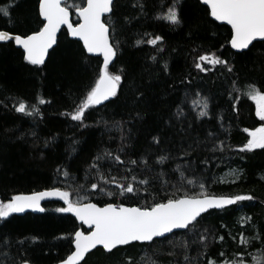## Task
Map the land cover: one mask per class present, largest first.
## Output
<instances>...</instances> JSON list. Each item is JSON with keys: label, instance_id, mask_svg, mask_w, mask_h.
<instances>
[{"label": "trees", "instance_id": "trees-1", "mask_svg": "<svg viewBox=\"0 0 264 264\" xmlns=\"http://www.w3.org/2000/svg\"><path fill=\"white\" fill-rule=\"evenodd\" d=\"M135 2L114 1L111 21L115 32L111 35L113 41H119V52L110 70L123 69L122 91L106 106L86 112L88 127L77 126L78 122L62 113L71 111L94 86L102 57L87 54L66 30L43 66L28 64L23 51L12 42L0 45V200L7 202L14 195L52 188L72 192L74 200L79 190L83 197L98 179L96 170H89L90 164L105 151L119 155L127 168L133 169L128 172L125 165L103 158L100 170L106 176L121 179L127 175L129 182L132 175L149 178L153 194L161 190L159 173L169 182L163 190L173 191L170 185L179 187L180 174L174 170L181 165L187 188L191 186L186 180L194 179L203 181L209 193L217 196L252 195L255 199L209 211L200 219L195 234L181 231L152 246H128L111 255L95 250L87 256L86 264H125L128 257L133 264H185L184 243L190 245V257H199L197 264H206L203 253L216 264L235 259L233 253H243L245 264H257V257L264 264L260 240L246 247L238 243L241 232L245 237L264 238V149L238 151L249 138L243 129L264 124L255 114L254 101L242 95L252 83L264 91V41L254 42L243 52L232 50L230 28L214 22L197 0H184L185 23L179 28L155 19L161 14L159 5L173 0H141L143 12L132 6ZM13 3L12 23L0 15V30L24 35L42 27L39 0H0V7ZM68 3L79 5L81 0ZM72 20L75 23L77 18ZM146 34L162 35L164 42L158 48L163 51L147 44L137 46L138 39L148 38ZM206 53L228 60L233 72L219 65L206 73L197 70L194 58ZM197 94L208 97V117L200 118L189 103ZM38 96L51 101L40 105L41 115L26 116L14 110L13 104L19 100L32 104ZM233 96L238 99L233 101ZM178 107L184 115L177 116ZM153 137L159 138L158 145ZM214 140L225 141L230 150L211 152ZM185 150L190 154L185 156ZM161 155L168 156L164 164L158 163ZM129 160H136L137 165L128 164ZM57 169H66L69 177ZM233 169L240 171L239 178L224 180V174ZM107 187L113 190L115 185ZM144 199L152 202L146 195ZM144 199L92 196V202L101 205L113 201L143 204ZM66 206L64 201L48 203L40 215L12 214L0 221V264H57L66 258L73 249L69 242L72 234L81 228L72 213L57 211ZM241 217H251L250 223L242 226ZM200 234L209 236L207 248L193 243ZM173 251L175 256L169 255ZM221 251L224 257H220Z\"/></svg>", "mask_w": 264, "mask_h": 264}, {"label": "snow or ice", "instance_id": "snow-or-ice-1", "mask_svg": "<svg viewBox=\"0 0 264 264\" xmlns=\"http://www.w3.org/2000/svg\"><path fill=\"white\" fill-rule=\"evenodd\" d=\"M184 0H173L172 3H162L159 5L161 14L155 16L158 21L166 22L168 26L179 28L183 26L184 19L182 17V6ZM197 4L201 5L205 14L214 22H220L230 26V35L228 44L237 52H243L249 49L255 41H264V0H197ZM141 12L144 11V5L141 0H136L132 5ZM10 7H0V15L7 18L8 23H12ZM78 17L74 23L72 20L73 12ZM114 0H81L79 5L69 4L68 0H39L38 12L42 19V27L31 34H16L7 30H0V45H6L12 42L23 50V59L33 66L45 65L49 50L57 44V34L62 27L66 28L68 34L78 38L83 42V48L87 54H98L102 56V66L99 67L97 79L93 87H91L84 97L75 105L71 111L62 113L71 121L78 122L79 127H88L85 123L86 112L95 109L97 106L105 105V102H111L122 91V82L124 80L123 69L118 72L110 70V66L114 67V61L119 52V41H113L112 33L115 32V24L111 21L114 15ZM147 39H138L136 45H151L158 51H163L162 45L164 37L162 35L146 34ZM153 61L156 56L151 57ZM195 68L200 72H209L215 69L217 65L226 69L228 73L233 72V66L228 60L221 58L216 53H206L194 58ZM165 69L167 65L165 64ZM243 96L251 99L255 103V114L260 121H264V91L254 83L248 84L247 89L242 93ZM238 98L233 96L232 100ZM50 100H46L42 96H38L35 103L29 104L23 100H19L13 104V108L17 113L26 116L41 115L40 105L50 104ZM193 108L202 109L199 111L200 118L209 116V100L206 96L197 94L192 99ZM106 106V105H105ZM234 107V104H233ZM137 115H140L137 113ZM184 115L181 108H177V116ZM222 119V117H221ZM227 131V130H226ZM247 136L246 144L238 149L239 152H251L256 149H264V124L255 129H243ZM209 133V136H212ZM153 142L159 144L158 137H153ZM211 152H226L230 150V145L220 140L219 143L213 141ZM185 150L184 155H189ZM103 158H110L115 163L125 165L126 171L132 172L133 169L127 168L125 161L119 155H114L110 151H105L95 156L90 164V169L97 172V182L91 183L90 190L84 192L83 197L80 196L79 190L77 198H72V192L61 190L60 188H52L50 190L34 192L30 195L18 194L11 197L7 202L0 200V221L7 219L14 213H23L26 209H34L44 211L40 206V202L45 198L56 197L64 201L66 207L58 208L61 213H72L81 222L86 225L85 230H76L70 239V244L74 246V250L70 252L66 258L62 259L60 264H82L85 262L86 256L94 250L103 251L105 254L111 255L114 251H120L128 246H152L158 242V238H167L169 234H175L176 230H186L196 233L199 221L204 213H208L210 209H225L233 205H237L243 201H253L252 195H214L209 193L203 181L197 183L194 179H187L185 186V172L181 165H177L174 171L180 174V185H170L173 191L169 192L164 186L169 182L163 179L164 174H157V178L161 181V190L156 194L149 192L152 181L149 178L137 179L136 175H132L131 182L125 175L121 179L116 176H106L100 170V161ZM168 160V156L161 155L158 163L164 164ZM205 164L207 160L203 161ZM131 165H137L136 160L127 162ZM147 166L148 161H143ZM67 179L69 172L66 169H57ZM231 175L239 178V173L232 170ZM234 182V181H233ZM115 185L113 190L108 189V185ZM192 188H198L199 191H192ZM83 189V185L80 186ZM108 196L122 197L127 199L135 198L137 200L144 199L145 195L151 198L144 199V203H136L129 205L126 203L92 202V196ZM159 196V198H158ZM251 217H241V224L250 223ZM206 231V230H205ZM213 239H216L213 237ZM220 241L224 240L223 236L218 237ZM236 240V237H232ZM260 240L264 244V238L259 235L245 237L243 232L239 235L238 243L241 246H249L254 241ZM203 248H207L209 236L200 234L198 239L193 241ZM185 249L183 260L185 264H197L199 257L193 259L188 255L190 245L184 243L181 245ZM206 257V264H216L212 258ZM169 255L175 256V252ZM220 257H224L225 253L221 251ZM243 253H233L235 259H224L220 264H245ZM257 264H261V258L257 257ZM23 264H28L24 261ZM125 264H133L132 258L128 257ZM155 264V262H153Z\"/></svg>", "mask_w": 264, "mask_h": 264}, {"label": "water", "instance_id": "water-1", "mask_svg": "<svg viewBox=\"0 0 264 264\" xmlns=\"http://www.w3.org/2000/svg\"><path fill=\"white\" fill-rule=\"evenodd\" d=\"M115 1V0H114ZM70 11H72L71 9H70ZM73 12V14H74V16L78 19V17L75 15V11H72ZM71 18H73V15H72V17ZM41 19H43L42 17H41ZM218 24H221L220 22H217ZM224 25H226V24H224ZM226 26H228V25H226ZM229 28H230V26H228ZM63 30H66V28L65 27H62L61 28V30H60V32L57 34V42H58V39H59V36H60V34H61V32L63 31ZM69 36H70V38L71 39H73V40H76V41H78V42H80L82 45H83V42L82 41H80L78 38H75V37H72L70 34H69ZM259 41V40H258ZM256 42V41H255ZM15 45V44H14ZM57 45V44H56ZM56 45H54L53 46V48H55L56 47ZM17 48H19V49H21L19 46H17V45H15ZM251 46V45H250ZM53 48L52 49H50L49 50V55H50V52L53 50ZM232 49V48H231ZM22 50V49H21ZM232 50H234V51H236L237 52V50H235V49H232ZM23 51V50H22ZM245 51V50H244ZM49 55H48V57L46 58V61H45V63L47 62V60H48V58H49ZM90 55H92V56H100V55H98V54H90ZM100 57H102V56H100ZM107 103H109V102H105V104H107ZM100 106H103V105H100ZM100 106H97V107H100ZM50 190V189H49ZM43 191H46V190H43ZM38 192H41V191H38ZM30 194H32V193H30ZM30 194H25V195H30ZM59 201H62V200H60L59 198H56V197H49V198H45L44 200H42L41 202H40V206L42 207V208H44L45 206H46V204H48V203H55V202H59ZM231 207V206H230ZM211 210H222V209H210L209 211H211ZM44 211H39V210H34V209H26L23 213H14L15 215H19V216H22V215H25V214H27V213H31V214H34V215H40V214H42ZM204 214H206V213H204ZM203 214V215H204ZM73 216H74V214H72ZM75 217V216H74ZM75 219L78 221V223H79V225L81 226V228L79 229V230H85V229H87V226L86 225H82L81 224V222L75 217ZM181 231H186V230H176L175 232H181ZM170 235V234H169ZM158 239H161V238H158ZM74 250V246H73V249H72V251ZM95 251V250H94ZM93 251V252H94ZM91 254V253H90ZM89 255V254H88ZM86 258H87V256H86ZM86 258H85V260H86ZM61 262V261H60ZM60 262H58L57 264H60ZM28 264H31V263H29L28 262Z\"/></svg>", "mask_w": 264, "mask_h": 264}, {"label": "rangeland", "instance_id": "rangeland-1", "mask_svg": "<svg viewBox=\"0 0 264 264\" xmlns=\"http://www.w3.org/2000/svg\"><path fill=\"white\" fill-rule=\"evenodd\" d=\"M190 105L192 106V104H191V100H190ZM192 108H193V106H192ZM194 109V108H193ZM202 109H200V108H195L194 109V111H196L197 113H199V111H201ZM233 170H236L238 173H239V176H240V171L239 170H237V169H233ZM231 172H232V170H230V171H228L227 173H225L224 174V180H234V179H237L236 177H234L233 175H231ZM175 233H177V232H175ZM170 235H172V234H170ZM170 235H168V236H170ZM161 239H164V238H161ZM158 240H160V239H158ZM83 263V262H82Z\"/></svg>", "mask_w": 264, "mask_h": 264}]
</instances>
